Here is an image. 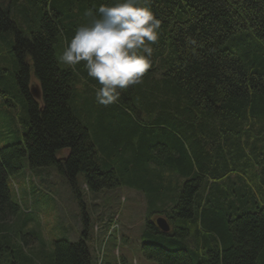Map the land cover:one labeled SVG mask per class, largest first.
<instances>
[{"label":"trees","instance_id":"16d2710c","mask_svg":"<svg viewBox=\"0 0 264 264\" xmlns=\"http://www.w3.org/2000/svg\"><path fill=\"white\" fill-rule=\"evenodd\" d=\"M16 2L0 0V33L15 35L16 66L0 92L25 115L22 140L0 148L8 264H98L103 248L91 245L81 173L92 193L126 185L162 208L155 213L170 230L149 218L142 234L143 254L157 264H264V0H149L161 21L152 67L106 107L84 62L69 67L59 56L85 14L115 0H42L29 34L13 18ZM25 158L33 169L55 165L70 183L82 206L78 240L55 239L47 249L18 239L34 221L10 186ZM100 264L119 262L105 253Z\"/></svg>","mask_w":264,"mask_h":264},{"label":"rangeland","instance_id":"374dc122","mask_svg":"<svg viewBox=\"0 0 264 264\" xmlns=\"http://www.w3.org/2000/svg\"><path fill=\"white\" fill-rule=\"evenodd\" d=\"M14 1L17 2L13 5L12 15L18 27L28 34L38 29L41 15L37 5L42 4V0ZM74 11H78L77 6ZM13 44V33H0V75L3 76L0 90L4 91H7V86H11L12 74L16 71L12 57ZM36 82L32 71L30 86L37 85ZM77 87L81 89L82 84L78 83ZM16 104L19 107L9 106L0 92V148L23 138L25 115L21 113L22 105L18 101ZM67 152L62 151L60 156ZM228 177H224V181L227 182ZM232 177L236 178L234 175ZM78 182L86 209L92 218L91 245L94 250L96 247L103 248L100 254L97 252L98 264L105 253L117 259L119 264H157L144 256L142 234L149 218L156 220L164 217L155 213L162 208L149 204L143 192L126 185L92 193L86 186L84 174L78 175ZM10 186L23 217L34 220L20 230L18 239L22 243L24 237L39 240L40 243L43 241L47 249H52L55 239L74 241L81 237L82 206L70 183L55 165L33 169L25 158L22 171L10 177ZM7 253H0L3 258L0 264H8L11 256Z\"/></svg>","mask_w":264,"mask_h":264},{"label":"clouds","instance_id":"9594fccd","mask_svg":"<svg viewBox=\"0 0 264 264\" xmlns=\"http://www.w3.org/2000/svg\"><path fill=\"white\" fill-rule=\"evenodd\" d=\"M85 15L59 60L69 67L84 62L88 77L99 85L96 102L106 107L141 83L152 67L151 45L158 43L161 21L149 0H115Z\"/></svg>","mask_w":264,"mask_h":264},{"label":"water","instance_id":"95a60500","mask_svg":"<svg viewBox=\"0 0 264 264\" xmlns=\"http://www.w3.org/2000/svg\"><path fill=\"white\" fill-rule=\"evenodd\" d=\"M31 93L33 96L37 99L41 98V91L39 85H32L31 86ZM155 224L162 230L163 232H168L170 230V224L168 223L167 219L165 217H158L155 220Z\"/></svg>","mask_w":264,"mask_h":264}]
</instances>
